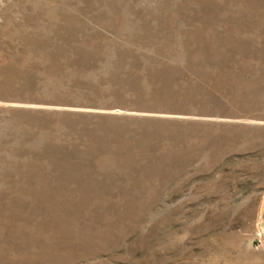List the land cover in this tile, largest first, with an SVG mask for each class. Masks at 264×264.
<instances>
[{
	"label": "rangeland",
	"instance_id": "obj_1",
	"mask_svg": "<svg viewBox=\"0 0 264 264\" xmlns=\"http://www.w3.org/2000/svg\"><path fill=\"white\" fill-rule=\"evenodd\" d=\"M0 264H264V0H0Z\"/></svg>",
	"mask_w": 264,
	"mask_h": 264
}]
</instances>
